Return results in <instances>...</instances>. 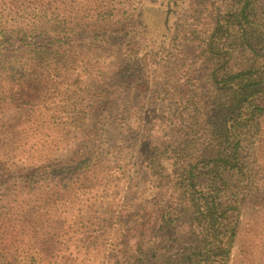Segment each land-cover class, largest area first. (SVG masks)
I'll return each instance as SVG.
<instances>
[{
    "label": "rangeland",
    "instance_id": "obj_1",
    "mask_svg": "<svg viewBox=\"0 0 264 264\" xmlns=\"http://www.w3.org/2000/svg\"><path fill=\"white\" fill-rule=\"evenodd\" d=\"M64 1L67 11L81 18L90 15L91 5L112 2ZM120 1L117 7L124 8L102 26L109 35L133 22L137 36L128 37V44L104 41L101 34L93 42L66 45L45 64H34L26 51L0 68V93H7L0 94V264H117L125 241L131 247L120 218L148 217L133 209L156 191L140 159L149 135L160 131L154 126L161 102L156 89L166 80L198 81L199 45L226 0ZM136 69L141 76L130 78ZM144 81L147 87L140 85ZM108 114L123 127L115 142L118 154L105 138L108 125L97 126ZM258 137L256 187L238 214L226 264H264V116ZM89 144L104 152L88 180L71 179V173L48 182L25 177L42 165L68 167Z\"/></svg>",
    "mask_w": 264,
    "mask_h": 264
},
{
    "label": "trees",
    "instance_id": "obj_2",
    "mask_svg": "<svg viewBox=\"0 0 264 264\" xmlns=\"http://www.w3.org/2000/svg\"><path fill=\"white\" fill-rule=\"evenodd\" d=\"M119 2L91 5L90 15L81 18L67 11L64 0H0V68L12 65L11 58L26 51L33 54L34 64H45L66 45L93 42L101 34L104 41L113 38L128 44V37L137 36L133 22H123L109 35L103 31L102 21L124 8L117 7ZM220 12L195 57L202 72L198 81L166 80L156 89L161 102L154 126L160 131L149 135L140 153L156 191L133 209L147 219L136 222L130 214L120 218L131 249L125 241V255L117 264L228 262L238 214L256 187L254 146L264 116V0H226ZM141 72H129L130 78ZM134 83L130 81L131 88ZM116 89L118 93L119 86ZM113 117L108 114L97 126L108 125L105 138L118 154L115 142L123 127ZM103 152L99 144L85 145L68 167L42 165L25 177L48 182L71 173V179L88 180Z\"/></svg>",
    "mask_w": 264,
    "mask_h": 264
}]
</instances>
